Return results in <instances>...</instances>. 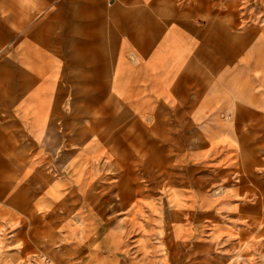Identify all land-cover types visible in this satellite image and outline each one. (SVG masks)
Segmentation results:
<instances>
[{
    "label": "crops",
    "instance_id": "0c3cea01",
    "mask_svg": "<svg viewBox=\"0 0 264 264\" xmlns=\"http://www.w3.org/2000/svg\"><path fill=\"white\" fill-rule=\"evenodd\" d=\"M229 1L0 0V264H264L226 252L227 226H186L166 262L100 233L110 206L152 198L136 173L234 164L217 121L246 106Z\"/></svg>",
    "mask_w": 264,
    "mask_h": 264
},
{
    "label": "rangeland",
    "instance_id": "374dc122",
    "mask_svg": "<svg viewBox=\"0 0 264 264\" xmlns=\"http://www.w3.org/2000/svg\"><path fill=\"white\" fill-rule=\"evenodd\" d=\"M225 10L227 14L241 15V21L227 22V26L241 30V36L232 32L228 42L242 44L245 58L246 106L217 120L230 132L226 137L228 147L233 148H229V153L234 164L229 168L173 167L170 172L136 173L135 179L142 183H155L140 188L142 196L152 198L137 206L136 215L132 205L110 206L115 214L103 226L100 224L101 235L124 232L115 240L143 245V255L150 257L151 262L181 258L173 246L178 245L186 226L201 224L213 229L230 228L219 232L226 233V237L217 238L226 240L224 248L235 261L264 257V0L229 1ZM217 153L214 151V157L209 159L214 160ZM163 243L170 246L169 251L163 247L151 250Z\"/></svg>",
    "mask_w": 264,
    "mask_h": 264
},
{
    "label": "built area",
    "instance_id": "2783aa9c",
    "mask_svg": "<svg viewBox=\"0 0 264 264\" xmlns=\"http://www.w3.org/2000/svg\"><path fill=\"white\" fill-rule=\"evenodd\" d=\"M24 264H57L54 259L46 254H35Z\"/></svg>",
    "mask_w": 264,
    "mask_h": 264
}]
</instances>
